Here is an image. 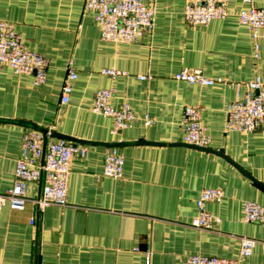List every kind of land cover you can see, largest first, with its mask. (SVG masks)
<instances>
[{"label":"crops","instance_id":"0c3cea01","mask_svg":"<svg viewBox=\"0 0 264 264\" xmlns=\"http://www.w3.org/2000/svg\"><path fill=\"white\" fill-rule=\"evenodd\" d=\"M191 1L143 0L156 10L153 29L117 42L101 37L86 0H0V20L12 22L25 46L49 61L40 85L34 74L0 63V193L14 185L22 138L32 126L88 151L72 161L67 204L2 205L0 264H185L194 254L264 264V221L244 215L246 201L264 207V129H225L228 105L245 97L248 81L264 79V28L255 39L239 18L264 0H231L229 15L207 25L186 22ZM69 65L78 77L64 103ZM185 67L225 83L177 80ZM104 68L125 74L111 77ZM102 88L113 90V106L131 104L138 117L131 127L114 133V118L93 110ZM186 106L202 109L205 149L183 141ZM145 115L154 122L146 125ZM111 143L124 155L122 178L103 175ZM42 187V180L29 182L27 196L38 197ZM208 187L223 191L206 205L220 219L213 229L191 223ZM242 236L257 240L249 257L240 256Z\"/></svg>","mask_w":264,"mask_h":264},{"label":"built area","instance_id":"2783aa9c","mask_svg":"<svg viewBox=\"0 0 264 264\" xmlns=\"http://www.w3.org/2000/svg\"><path fill=\"white\" fill-rule=\"evenodd\" d=\"M230 1L192 0L184 9L185 20L190 25H207L213 19L226 18L229 15ZM85 7L96 11V20L102 27L101 37L105 40L133 42L152 30L155 24L156 10L145 5L143 0H86ZM239 18L257 39L259 30L264 28V6L251 5L240 11ZM0 63L9 64L17 73L34 74L36 85L43 84L47 80L48 59L40 52L27 48L22 37L15 30L14 24L6 20H0ZM101 72L111 77L125 74L124 71L114 68H104ZM77 77V72L69 65L67 78L62 87V102H69L73 89L72 83ZM174 77L180 81L203 86L225 83L222 77H207L201 69L187 67L177 71ZM246 85L248 91L245 97L228 105L226 131L254 132L264 129V79L258 76L248 81ZM112 97V89H99L95 94L93 110L98 114L113 117L115 120L113 132L117 133L131 127L138 117L127 101L118 107L113 106ZM201 117L200 107H185L183 141L191 146L207 148L210 144V136L202 125ZM143 121L146 125H150L154 119L145 115ZM52 135V129L46 133L28 129L24 133L20 156L16 162L14 185L4 193H0V208L5 202H9L10 207L16 210H24L27 201H31L40 210L50 204L68 203V183L72 161L77 156L86 157L88 151L84 145L62 138L49 140L48 138ZM124 164V155L118 147H111L105 155L103 175L122 178ZM40 180L43 181L40 195L29 198L26 194L28 183ZM222 197L223 191L220 188L203 189L196 201L199 212L192 220V225L213 229L220 219L211 214L206 205L208 202L220 201ZM244 215L248 222H263L264 207L256 201H246ZM256 243L255 238L242 236L240 256H251ZM185 264L240 263L234 258L194 254L188 257Z\"/></svg>","mask_w":264,"mask_h":264},{"label":"water","instance_id":"95a60500","mask_svg":"<svg viewBox=\"0 0 264 264\" xmlns=\"http://www.w3.org/2000/svg\"><path fill=\"white\" fill-rule=\"evenodd\" d=\"M30 126H32V125H30ZM33 128H35L36 130H39V131H42V132H45L43 129H41V128H37L36 126H32ZM64 138V137H63ZM110 146H117L118 145V143H111V144H109ZM205 149V148H204Z\"/></svg>","mask_w":264,"mask_h":264}]
</instances>
